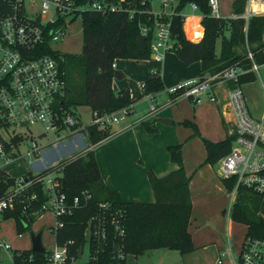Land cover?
Wrapping results in <instances>:
<instances>
[{
  "label": "trees",
  "instance_id": "obj_1",
  "mask_svg": "<svg viewBox=\"0 0 264 264\" xmlns=\"http://www.w3.org/2000/svg\"><path fill=\"white\" fill-rule=\"evenodd\" d=\"M122 2L124 10L121 11L106 14L91 11L82 13L80 20L83 38L80 55L55 54L44 46V53L60 56L63 60L67 94L70 93L66 95L67 99L65 98L67 106L72 108L87 106L99 114L111 113L129 106L131 101L127 90L114 93L111 88L114 72L112 64L115 59L147 60L150 74L143 82V93L155 94L164 89L160 77L161 64L150 57V44L155 23L166 22L168 17L151 14V0H122ZM191 3L197 6V13L202 16L203 37L199 41L186 39L183 31L182 14ZM207 3L208 0H178L169 19L170 34L175 41L171 52L186 66L200 62L203 76L215 74L237 63L244 68L250 67V62L245 59L244 50L245 21L241 18L214 19L209 15ZM245 4L246 0H233L231 5L233 15H242ZM2 8H4L3 15L10 13L9 0L3 3ZM127 9L134 10L132 17ZM142 26L149 29L144 38L145 45L138 40ZM263 29L264 17L254 16L249 19L247 41L254 52V60L259 65L264 64V55L261 53ZM226 33L228 37L225 36ZM218 38H222V41L220 52L216 53L215 42ZM254 78V74H247L240 78V83L252 82ZM180 94L181 92H176L169 96L175 98ZM183 124L192 126L194 132H197L196 126L191 122L184 121ZM143 126L149 135L157 131L153 120L143 122ZM110 134L109 127L91 126L88 128V142L90 145H95L108 138ZM232 140V136H226L224 140L216 143L203 139L207 153L204 163L213 165L229 153ZM21 141V138L15 136L4 142L5 152L13 159L18 155L17 150ZM167 152L170 161L177 165V169L163 177H156L151 171L148 172V181L154 196L152 202H124L116 190L103 183L92 149L65 159L39 173L43 175L61 167L60 180L65 179L67 184V188L62 190L66 200L71 202L74 197H80L81 200L79 207L72 210L70 215L60 219L64 226L53 232L57 246L71 241L67 264L72 262L71 258L77 260L79 247L85 245L86 223L91 217L103 213L99 206L101 203L109 205L108 212L104 213L107 218L106 238L100 243L99 251H97V243L91 240L89 251L97 255L95 262L91 264H119L116 258L117 247L125 256L135 257L153 249L175 250L181 255L194 251L192 237L188 231L192 210L188 189L190 177L184 171L181 144L169 146ZM22 177L32 184L20 196L13 210H7L4 214V221L14 220L17 235L32 232V225L44 213L41 207L47 199L43 187L34 182L37 176L28 172ZM15 179L0 171V196L14 185ZM223 182L228 191L232 190L231 181ZM83 192L90 195L89 200L84 199ZM31 194L36 195V200H27ZM230 219L247 226L245 236L264 240V199L261 197L240 190L232 206ZM113 220H116L115 223H112ZM47 253L46 249L43 252L21 250L19 254L13 253V264H46ZM29 257L32 259L31 262L28 260Z\"/></svg>",
  "mask_w": 264,
  "mask_h": 264
},
{
  "label": "built area",
  "instance_id": "obj_2",
  "mask_svg": "<svg viewBox=\"0 0 264 264\" xmlns=\"http://www.w3.org/2000/svg\"><path fill=\"white\" fill-rule=\"evenodd\" d=\"M5 1L7 0H0V132L10 131L7 141L15 136L22 140L26 137L31 146L25 156L34 158L40 151L35 140L42 138L44 133H50L53 136V143H58L76 134L85 135L88 139V128L91 126L110 128L113 124H119L128 115V107L105 114L91 110L89 122L84 125L79 112L65 104L67 82L62 58L44 53L43 49L47 46L51 52L61 53L54 48V44L62 42L70 23L81 19L85 11L106 14L124 10L122 0L118 2L110 0H9L11 11L3 15L2 5ZM207 4L210 17L220 19L219 1L208 0ZM164 5L166 6L165 3ZM186 9L187 14H182L184 35L188 40L199 41L203 37L202 16L197 13L198 8L194 3L189 4ZM127 12L132 17L134 10L127 9ZM172 15L173 12L166 16L168 17L166 22L155 23L150 44V57L158 63H161L164 55L174 48L175 41L169 30V19ZM254 16L264 17V0H246L244 13L240 16L234 15L232 18H241L245 21L244 50L245 59L250 62V67L244 68L243 65L237 63L215 74L179 82L167 90L169 94L181 92L177 97L184 96L193 103L199 104L204 97L209 102H215L217 100L215 89L219 84H233L232 88L226 90V101L233 116L230 132L233 140L229 153L220 161V172L223 179L233 183V188L228 193L229 216L240 190L264 199V119H256L250 114L240 83L241 77L250 73L254 75L258 73L260 66L255 62L254 52L247 41V25L249 19ZM189 22L191 23L188 26ZM148 32L147 27H140V36L145 38ZM261 44V53L264 55V29ZM143 87L142 83L141 88ZM157 110L154 103L150 104L147 113L137 119V122L151 120ZM37 126L42 131L35 135L32 130ZM4 142L6 139L0 136V157L8 163L13 158L5 152ZM60 170H62L61 167L43 175H39L41 172L33 174L37 176L34 182L39 183L47 195L41 207L43 214L50 213L55 219L53 226L49 228L53 236L54 231L64 226L60 219L70 215L72 210L81 205L80 197H74L71 202L66 200L62 192ZM30 184H32L31 181L23 177L16 178L14 185L0 196V229L5 212L13 210ZM82 195L85 200L90 199L87 192H83ZM36 198L35 194H31L27 200L33 201ZM99 206L103 213L91 217L86 223L84 239L85 245L88 246V258L83 264H89V262L91 264L96 259L97 255L89 251L91 240L97 243V251H99L100 243L106 238L107 218L104 213L108 212L109 205L101 203ZM115 221L113 220L112 223ZM116 228L120 230L119 227ZM70 244L71 241L57 246L54 238L53 249L44 247L48 251L46 264H67ZM116 250L119 264H124L123 261L127 256L118 247ZM20 251L12 249L11 245L0 235L1 264H13V253L19 254ZM227 252H230L229 246ZM71 259V263L75 262L73 258ZM28 260L31 262V257ZM216 264H224L223 258L220 257ZM233 264H264V240L245 236L237 260H233Z\"/></svg>",
  "mask_w": 264,
  "mask_h": 264
},
{
  "label": "crops",
  "instance_id": "obj_3",
  "mask_svg": "<svg viewBox=\"0 0 264 264\" xmlns=\"http://www.w3.org/2000/svg\"><path fill=\"white\" fill-rule=\"evenodd\" d=\"M218 1L220 5V14H221V9H223L226 4L228 5V7L230 6V15L227 18L232 19L234 17L231 8L233 0H218ZM172 2H176L177 4L178 0H151L150 13L158 16H162V15L168 16L170 12H166V8L169 6V4H172ZM164 3L166 4V6L164 5ZM175 6L173 7L171 13L174 11ZM186 11L187 9L185 10L184 14L186 13ZM221 18L226 19L222 17V14H221ZM73 22L69 24L68 29L73 24ZM65 38L63 40H65ZM81 50H82V45H81ZM160 64H161L160 69L162 70L163 67L165 66L167 67L171 66L174 68V70L169 72L168 76L166 75V77H165V73L162 76L160 73L161 80L163 79L165 81L166 79V82L168 84L166 86L167 90L175 86L179 82L203 77V75H201L200 62H195L192 63L191 65L186 66L181 61L178 60V58L174 55L173 52H167L164 55L163 60ZM112 68L114 71L119 70L123 74V78L121 80H116L112 78V82H111L112 91L114 93H118L120 90H127L131 101V104L127 106L129 108L128 115L121 121L122 123L120 122L119 124H117L118 126H116V128L112 126L110 127L111 134L108 138L98 142L95 145H89L88 147H84L82 151L80 149L81 147H83L81 134L73 135L67 140L60 141L58 143H53V140L45 141L44 145L39 147L40 149L39 153L34 158H28L26 160L27 167L24 166L26 168L24 170V167L22 166L24 170L22 174L14 178H20L28 172H31L32 174L42 172L48 168L57 165L59 162L65 159L81 154L88 149H92L94 151V155L98 163V167L103 183L106 186L116 190L124 202H152L154 200V196L148 181V172L151 171L156 177H163L168 173L176 170L177 165L170 161L167 148L169 146L181 144V158H182L185 174L187 176H191L193 180L199 179V181L201 182L203 181L204 179L203 176L207 175L206 172H207V168H209L208 165L201 166V168H199L200 170L198 169L199 171L196 173L194 177L191 174V172L205 159L204 157L206 156V153L204 154V150L201 148V150L198 151L195 159L192 162L188 163L187 154L186 153L184 154L183 143L181 142V143L173 144L175 137L178 136L179 138L181 135L183 136L187 135L188 129H178L175 131L176 135H173V131H169V130L168 132H162L161 126H159L158 122H156L155 119L156 118L168 119L172 122L173 125L175 121L181 122L186 119L191 121V119L194 118V120L198 123V126L200 128L201 122L204 120V118H207L209 120V126L207 127V129H202L203 134L206 137L210 138L209 141L211 142L214 143L216 141L220 142L225 138L221 140L216 139L220 133L219 129L222 130L223 133H225V137L231 136L230 132L232 130L233 116L226 101V90L228 88H232V84L231 83L219 84L216 87L215 92H216L217 100L215 102H209L204 97L203 98L204 100L201 103L199 104L193 103V105L200 107V109L197 112V115L194 117L190 113V106L192 101L189 98L181 96V97H177V100L174 101V98H171L169 96L170 94L168 93L167 90L165 92L166 93L165 96H161V92L163 90L155 94L145 95L143 93L141 84L148 78L150 74V69L148 67L147 60L115 59L112 64ZM206 75H204V77ZM128 76L129 77L131 76V78L133 79L127 80ZM139 82L140 85H138ZM261 85H262V89L264 90V85L263 84ZM187 101H189V103ZM152 103H154L158 108V110L155 113V116L151 119L153 120V124L157 129V131L152 135H149L145 131L143 122L139 123L137 122L138 121L137 119L141 118L143 115L147 113L148 106ZM253 113H255L254 115H258L257 110H254ZM215 127L217 128L216 130H214ZM163 134H165V136ZM167 138L172 139L173 141H170L172 143H169ZM38 139L42 140L41 138ZM38 139L35 140L36 143L37 141H39ZM193 140L197 141V139H193ZM24 141L22 140L20 144H23L22 142ZM14 152L16 153V151ZM17 152H18L17 155L18 157L21 154L18 150ZM21 156L23 158L26 157L25 155H21ZM191 186H192V182L190 180L188 183L190 198H191V192H190ZM230 191H228V193ZM217 192L219 191L217 190ZM228 193L226 196H228ZM197 202L198 201H195V199L193 202L191 200L192 210H191L190 222L188 226V231L191 237H193L196 231L199 234L203 233L202 231H199L197 229L199 221L195 223V219L194 217H192V213L194 212V207L198 208ZM45 215L48 216V214L45 213L39 216L38 218L43 217ZM49 216L51 222H49V224L47 225L48 230L50 227L53 226L55 222L53 216L52 215ZM9 220H12L13 230L15 231L14 220L13 219H9ZM192 220H194L195 223L194 226H192ZM227 221H228L227 229L229 231L230 230L232 231L235 222H233L230 218ZM245 228H246L245 229V234H246L247 226H245ZM33 232L36 233L35 231ZM0 235L10 245L13 244L12 241L16 239V236H18L16 235V233L14 234V232L10 234L9 232L5 231L4 221L1 224ZM29 240H30V236H29ZM213 243L215 244V248L217 252L220 254L222 253L220 256L216 257L214 264H216L217 260L220 257L231 259L230 262L231 264H233V260L235 259L232 255L231 247L227 244L230 247V252L228 253L227 252L228 246L227 248H224L223 244H221L220 241H214ZM227 243H229L228 239H227ZM241 243L239 246V251H240ZM53 245H54V236H53ZM209 245H213L212 241L200 242L198 240L193 245L194 251L199 252L200 251L199 249L206 250ZM43 247L47 248L44 245ZM12 249L29 250L31 249V242L29 243V247H26L24 249H18L15 247L14 248L12 247ZM203 254H205V252H203ZM223 263L229 264L227 263V261L225 262V259H223Z\"/></svg>",
  "mask_w": 264,
  "mask_h": 264
},
{
  "label": "rangeland",
  "instance_id": "obj_4",
  "mask_svg": "<svg viewBox=\"0 0 264 264\" xmlns=\"http://www.w3.org/2000/svg\"><path fill=\"white\" fill-rule=\"evenodd\" d=\"M157 4V3H156ZM176 2H172V4H169V6L166 8V12H170L173 10V7L175 6ZM229 4V3H228ZM155 5V4H154ZM158 5V4H157ZM156 8V6H155ZM169 14V13H167ZM222 17L227 18L230 15V6L225 4L224 8L221 9ZM226 37H228V34H225ZM82 38H83V27L82 22L80 19H77L73 22V24L69 27L67 30V35L65 40L62 42H58L54 44V48L58 50L61 53L64 54H72V55H80L81 54V45H82ZM221 41L222 38H218L215 42V52L219 53L221 48ZM175 55V54H174ZM176 56V55H175ZM164 64V63H163ZM174 68L171 66H165L163 67V70L160 69L161 76L166 75L168 76V73L173 71ZM260 78V80H259ZM132 80L131 76L127 78V80ZM126 80V81H127ZM163 80V79H162ZM124 81V80H123ZM262 82V83H261ZM264 85V64L260 65L258 67V73H255V80L252 82H248L243 84L242 90L246 99V104L248 106L250 114L256 118V119H262L264 118V90L262 89V85ZM140 85V82L138 83ZM167 82L163 80V86L164 89L161 92V96H165V92L167 90ZM67 95H70L67 94ZM169 95V94H168ZM67 99V96H66ZM177 100V98H174V101ZM189 103V101H187ZM80 114V119L84 125L89 122V114L91 109L86 106H76L74 107ZM200 107L193 105V102L190 106V113L195 117L197 115L198 110ZM254 110H257L258 115H254ZM138 113V112H137ZM83 114V115H82ZM139 114V113H138ZM188 121L194 124L197 128V132H194V129L192 126H184L183 122ZM181 122L175 121L174 124L171 126H167L164 124H161L158 122L159 126L162 128V132H168L173 131V135H176L175 131L178 129H188L187 135H181L179 138L178 136L175 137L174 143H183V150L184 154H187V161L188 163L192 162L195 157L197 156V153L201 148L204 150V154L206 153V148L203 142V139L210 140V138L206 137L203 134L202 129H207L209 126V120L207 118H204V120L201 122V126L199 128L198 123L194 120V118L189 120H184ZM122 123V122H121ZM118 126L117 124H113L112 127L116 128ZM217 128L215 127L214 130ZM40 127H34L32 132L33 134L37 135L41 132ZM10 131H1L0 136L3 137V139H8ZM219 136L216 139H224L225 133H223L222 130L219 129ZM43 138L42 140L38 139L37 144L39 147L43 146L45 141L47 140H53V136L50 133H44L42 134ZM165 136V134H163ZM178 135V134H177ZM27 136V134L25 135ZM193 139H197V141H194ZM25 140V141H24ZM169 143H172L170 141H173L170 138H167ZM23 144H20L18 151L21 155H25L28 149H30V141L26 139H23ZM82 142L83 147H81V151L84 147H88L90 144L88 142V139L86 136H82ZM217 142V141H216ZM215 142V143H216ZM219 142V141H218ZM79 151V150H78ZM18 156L17 158H14L8 163H5L4 159L0 157V171L4 172L5 174H8L9 177L14 178L22 174V172L26 169V160L27 157L23 158L22 156ZM207 155V153H206ZM206 158V156L204 157ZM25 160V161H24ZM205 159L202 161L201 164H199L197 167H195L191 174L193 177L196 175V173L200 170L201 166L208 165L209 168H207V175L203 176V181H199V179L193 180L190 177V180L192 182L191 186V200L192 202L198 201L197 206L198 208L194 207V212L192 213V217L195 219V223L199 221L197 229L199 231H202L203 233H198L197 231L192 237V245L196 243L198 240L200 242L205 241H212L213 245H209L206 250L199 249V252L192 251L187 254L181 255L178 251L175 250H168V249H153L148 250L144 254L139 256H133V255H127L125 264H214V261L216 257L220 256L221 254L217 252L215 248L214 241H220L221 244H223L224 248H227L229 245L232 250V255L235 260H237L238 251L240 243L242 242V239L245 234V225L241 223L235 222L233 226V230L229 231L227 229V220L230 218L228 215V206H229V195H227L228 190L224 184V179L220 172V161H216L213 165L212 164H205ZM24 170H23V167ZM199 169V170H198ZM217 190L219 192H217ZM48 216H43L40 218H37L34 222V225L31 228V231L38 232L42 230V242L43 245L48 248H54L53 245V236L51 232L48 230L47 225L50 220V213H47ZM194 220H192V226H194ZM4 229L6 232H9L10 234L16 231L13 230V222L12 220H5L4 221ZM17 235V234H16ZM210 239V240H209ZM227 239L229 243H227ZM13 244H11V247H15L18 249H24L26 247H29V232H24L18 236H16V239L12 241ZM228 244V245H227ZM202 250V251H201ZM205 252V254H203ZM88 258V246L84 245L83 247V253L82 258L79 260H76L75 262L71 264H83L87 261ZM225 259V262L231 264V259L229 258H223Z\"/></svg>",
  "mask_w": 264,
  "mask_h": 264
},
{
  "label": "water",
  "instance_id": "obj_5",
  "mask_svg": "<svg viewBox=\"0 0 264 264\" xmlns=\"http://www.w3.org/2000/svg\"><path fill=\"white\" fill-rule=\"evenodd\" d=\"M138 40L142 45H145L144 37L139 36ZM113 78L116 80H121L123 78L122 72L119 70H115L113 72ZM155 121L159 122L161 124L167 125V126L172 125V122L170 120L164 119V118H156ZM62 188H63V190H65L67 188L66 181L63 178H62ZM29 236H30V242H31V249L30 250H32L33 252H43L44 247L42 245V231L40 230L36 233L30 232ZM81 254H82V247H79L78 255H77L78 259L81 258Z\"/></svg>",
  "mask_w": 264,
  "mask_h": 264
}]
</instances>
